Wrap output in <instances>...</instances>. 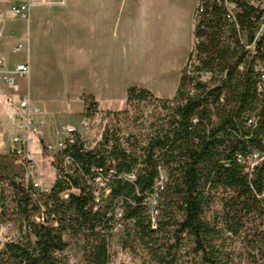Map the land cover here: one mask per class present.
Instances as JSON below:
<instances>
[{
    "label": "trees",
    "instance_id": "16d2710c",
    "mask_svg": "<svg viewBox=\"0 0 264 264\" xmlns=\"http://www.w3.org/2000/svg\"><path fill=\"white\" fill-rule=\"evenodd\" d=\"M237 3L238 28L223 5L203 0L198 62L188 72V55L172 98L127 88L123 112L148 101L156 108L145 134L114 124L94 146L76 139L63 150L75 165L57 167L45 192L24 182L18 164L22 178L0 170V226L15 218L20 231L0 242V264H64L74 240L82 241L77 264H109L119 221L123 246L138 244L154 264H264V158L250 165L254 152L264 153V92L253 67L264 63V31L254 38L259 11ZM82 99L86 115L97 110L91 95Z\"/></svg>",
    "mask_w": 264,
    "mask_h": 264
},
{
    "label": "crops",
    "instance_id": "0c3cea01",
    "mask_svg": "<svg viewBox=\"0 0 264 264\" xmlns=\"http://www.w3.org/2000/svg\"><path fill=\"white\" fill-rule=\"evenodd\" d=\"M196 3L64 0L34 5L27 19H19L0 0L5 15L0 58L4 69L21 62L29 66L28 76L17 82L20 92L39 107L44 124L37 136L40 144H54L60 124L77 125L88 116L96 126L99 115L124 109L129 86L146 88L157 98H172L193 45ZM14 45L20 46L17 52L12 51ZM82 95L97 102L94 113L86 115ZM15 101L0 80L1 153H7L14 132ZM102 129L95 130L96 141ZM36 151L43 153L39 147Z\"/></svg>",
    "mask_w": 264,
    "mask_h": 264
},
{
    "label": "built area",
    "instance_id": "2783aa9c",
    "mask_svg": "<svg viewBox=\"0 0 264 264\" xmlns=\"http://www.w3.org/2000/svg\"><path fill=\"white\" fill-rule=\"evenodd\" d=\"M7 2L8 10L11 12L14 18L27 19L31 8L34 5L45 4H63L64 0H5ZM218 4L224 6L226 13L225 17L228 21L237 25V15L239 12L238 0H215ZM242 2L248 3L256 7L259 11V16L255 18V23L252 28L254 38H258L264 31V0H242ZM203 12V0H197L196 7L193 12V25L195 26L201 18ZM5 15L3 10H0V24L4 21ZM3 38L2 28L0 27V40ZM195 39L193 40L192 48L189 52V69L191 71L193 65L197 64L196 52L194 49ZM251 45H248L250 48ZM20 49L19 45L12 47L13 52H17ZM254 70L259 74V82L257 84V91L259 93L264 92V63L260 60H256L254 63ZM241 68V66H239ZM29 73V66L27 63L21 62L14 66L12 69H4V62L0 58V80L6 85V87L15 95V111L13 113L14 118V132L10 136V145L7 153L12 156L14 163L22 167L23 180L25 183L31 184L33 191L45 192L49 189L48 185L40 184L34 181L32 178V171L38 166L37 160L32 156L31 147L38 139L43 128V122L38 117L39 107L34 100H32L28 94L21 93L17 82L18 78L27 77ZM207 74H202V79H206ZM251 120H249V123ZM91 122L88 116H83L77 125L63 123L57 127L58 140L53 143H41V152L45 151L52 156V160L55 159L56 154L61 153V159L55 165L51 161V167L57 174V167L68 171L70 165H75L69 154L64 153L67 147L73 144L76 139L82 142L83 148L90 147V129ZM1 143V137H0ZM264 158V153L254 152L251 159V166L259 162ZM240 160V156H238ZM131 177V176H129ZM103 184V183H102ZM35 196V193H32ZM66 197V194L63 195Z\"/></svg>",
    "mask_w": 264,
    "mask_h": 264
},
{
    "label": "rangeland",
    "instance_id": "374dc122",
    "mask_svg": "<svg viewBox=\"0 0 264 264\" xmlns=\"http://www.w3.org/2000/svg\"><path fill=\"white\" fill-rule=\"evenodd\" d=\"M124 109L118 110L119 113L117 116H113L111 113L109 116L99 115L94 121V125L90 129V146H94L97 141L95 140V130L98 126H102V132L104 128L109 126L110 128L115 124L121 128L122 133L133 132L138 135H143L148 130V123L151 119V115L155 112L156 108L154 107L153 102L148 101L141 103L137 110H132L128 108L126 112H123ZM92 120L90 119V122ZM72 123H76L75 120H72ZM92 123V122H91ZM36 147H39L40 142L37 139L36 143L32 145V156L35 159H41L38 161V166L32 171V178L34 181L39 182L40 184H45L51 186L53 181L56 178V173L51 167L52 156L43 151L42 155L40 152L36 151ZM4 148L0 146V151H4ZM9 153L0 152V166L2 168L6 167L2 171L8 172L10 175L20 178L21 170L14 162L12 164L9 161ZM8 159V161H7ZM10 160H12L10 158ZM22 178V177H21ZM1 189V185H0ZM156 195L154 194L151 197V205L154 206V199ZM20 236L19 224L18 221L13 218L11 220L5 221L0 226V242L9 239H16ZM128 234L126 232L125 225L122 221H119L115 224L114 228L111 231V236L109 238L108 249L110 253V262L109 264H154L149 261V258L146 252L138 245L134 244L135 250L124 247L125 240H127ZM81 240H74L70 245L61 253V258L64 264H77L81 258ZM238 246V245H237Z\"/></svg>",
    "mask_w": 264,
    "mask_h": 264
}]
</instances>
